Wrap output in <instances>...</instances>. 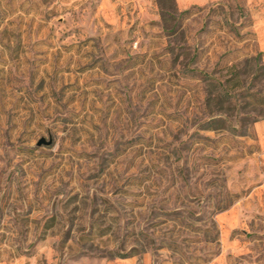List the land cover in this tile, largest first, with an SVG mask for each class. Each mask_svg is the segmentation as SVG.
<instances>
[{
	"label": "rangeland",
	"instance_id": "1",
	"mask_svg": "<svg viewBox=\"0 0 264 264\" xmlns=\"http://www.w3.org/2000/svg\"><path fill=\"white\" fill-rule=\"evenodd\" d=\"M0 264H264V0H0Z\"/></svg>",
	"mask_w": 264,
	"mask_h": 264
},
{
	"label": "trees",
	"instance_id": "2",
	"mask_svg": "<svg viewBox=\"0 0 264 264\" xmlns=\"http://www.w3.org/2000/svg\"><path fill=\"white\" fill-rule=\"evenodd\" d=\"M225 86H226V85L221 84V87H222V88H225ZM228 127H229V128H232V124L228 125Z\"/></svg>",
	"mask_w": 264,
	"mask_h": 264
},
{
	"label": "water",
	"instance_id": "3",
	"mask_svg": "<svg viewBox=\"0 0 264 264\" xmlns=\"http://www.w3.org/2000/svg\"><path fill=\"white\" fill-rule=\"evenodd\" d=\"M43 142H45L44 139L40 140L38 144L41 145ZM47 143H49V142H47Z\"/></svg>",
	"mask_w": 264,
	"mask_h": 264
}]
</instances>
